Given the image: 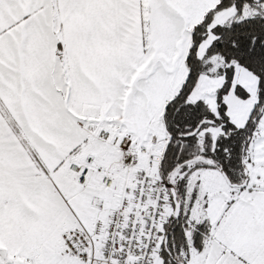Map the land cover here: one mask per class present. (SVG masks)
<instances>
[{
    "label": "snow or ice",
    "instance_id": "6c2138e0",
    "mask_svg": "<svg viewBox=\"0 0 264 264\" xmlns=\"http://www.w3.org/2000/svg\"><path fill=\"white\" fill-rule=\"evenodd\" d=\"M0 264H264V0H0Z\"/></svg>",
    "mask_w": 264,
    "mask_h": 264
}]
</instances>
